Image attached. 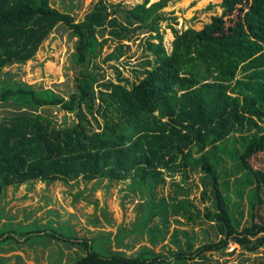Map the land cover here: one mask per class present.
<instances>
[{
    "label": "trees",
    "instance_id": "obj_1",
    "mask_svg": "<svg viewBox=\"0 0 264 264\" xmlns=\"http://www.w3.org/2000/svg\"><path fill=\"white\" fill-rule=\"evenodd\" d=\"M169 0H144L128 17L153 34L148 59L138 81L100 82L96 60L107 38V4L101 2L83 21L53 7L50 0H0V75L5 66L33 58L60 23L78 37L73 59L80 71L69 98L50 88L18 82L0 83V102L21 108L0 123V198L7 187L32 181L133 178L154 190L164 172L201 169L203 182L216 192L211 220L225 237L195 251L180 249L175 260L218 251L231 242L249 252L264 247V170L254 166L264 151V0H222V13L201 28L178 31L169 52L160 24ZM112 36L130 29L114 21ZM121 50V47H119ZM60 107L77 121L57 125L40 109ZM96 125V127H95ZM233 177V180L231 179ZM247 196L249 224L240 228ZM187 209L180 202L177 213ZM166 205L142 216L143 232L151 216L167 217ZM36 229L20 227L29 236ZM5 231L0 233L4 236ZM122 242V238L117 239ZM85 255L73 264H165L167 257L148 252L130 257L105 254L84 240Z\"/></svg>",
    "mask_w": 264,
    "mask_h": 264
},
{
    "label": "rangeland",
    "instance_id": "obj_2",
    "mask_svg": "<svg viewBox=\"0 0 264 264\" xmlns=\"http://www.w3.org/2000/svg\"><path fill=\"white\" fill-rule=\"evenodd\" d=\"M144 0H50L53 7L83 21L101 2L107 4L106 26L100 38H107L100 57L96 60L100 82L124 79L138 81L147 60L154 58L148 41H158L147 28H137L126 9ZM160 0H150V4ZM222 0H169L161 10L167 18L160 24L164 45L170 52L178 31L187 27L201 28L220 15ZM124 23L127 36H112L114 21ZM78 37L66 24L56 26L42 43L35 56L23 63H12L3 68L0 83L18 82L34 87L50 88L69 98L77 90L76 76L80 67L73 55ZM121 47V50H119ZM51 116L57 125L77 121L76 114L60 107L40 109ZM21 111L10 103L0 102V123L7 115ZM96 127V125H95ZM264 170V151L254 161ZM201 169L165 171L154 190L139 187L133 178L125 180L96 179L76 181H32L11 185L0 198V264H73L89 250L83 243L96 242L95 249L105 253H123L136 257L148 252L167 257L165 264H264V247L255 252L231 242L218 251L193 255L185 262L175 260L180 249L188 251L192 243L195 251L207 243L225 237L221 223L211 220L207 213L215 211L216 192L203 182ZM233 180V177L231 178ZM264 197V194H263ZM180 202L187 209L172 212ZM163 204L169 209L167 217L151 216L137 231L144 213ZM244 217L240 228L249 224L250 208L247 196L243 199ZM264 221V205L259 210ZM36 229L29 236L20 227ZM118 238H122L119 243Z\"/></svg>",
    "mask_w": 264,
    "mask_h": 264
}]
</instances>
